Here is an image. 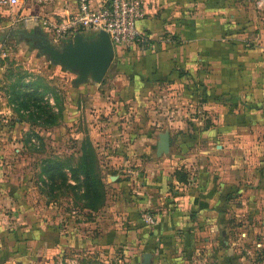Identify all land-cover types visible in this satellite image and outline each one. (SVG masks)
Here are the masks:
<instances>
[{
    "label": "crops",
    "instance_id": "0c3cea01",
    "mask_svg": "<svg viewBox=\"0 0 264 264\" xmlns=\"http://www.w3.org/2000/svg\"><path fill=\"white\" fill-rule=\"evenodd\" d=\"M262 1L261 9L257 0H143V16L135 22L141 39L114 53L128 68H114L113 85L101 101L106 109L130 103L150 110L156 101L166 114L140 122L129 146L136 169L115 180L125 193L116 191L111 245L128 264H139L145 252L150 264H248L260 246L264 257ZM74 4L0 0V59L12 53L1 44L6 37L48 39L42 21L57 19ZM2 65L0 120L6 121L19 109L15 94L23 85L2 86ZM161 119L184 133L178 146L172 132L157 129ZM162 132L169 148L156 155ZM195 142V152L174 153ZM176 170L185 173L184 181L174 178ZM25 189L0 177V264H35L30 254L49 256L57 247L77 245L47 211L31 205ZM145 210L151 225L140 219ZM244 244L246 255L239 252Z\"/></svg>",
    "mask_w": 264,
    "mask_h": 264
},
{
    "label": "rangeland",
    "instance_id": "374dc122",
    "mask_svg": "<svg viewBox=\"0 0 264 264\" xmlns=\"http://www.w3.org/2000/svg\"><path fill=\"white\" fill-rule=\"evenodd\" d=\"M255 6L262 9L263 1L257 0ZM14 36L4 37L6 42L1 43L12 52L0 59L5 75L1 85L8 88V83H19L23 85L20 87L23 95L15 99L19 107L16 115L0 120V177L23 184L31 205L47 211L51 222L57 223L66 237L74 236L77 244L57 247L49 256L30 254L29 260L35 264L39 259V264H128L123 254L111 245L115 232L113 203L117 192L125 193L123 187L115 186V180L127 179L125 169H136L129 146L133 144V135L142 128L140 122L157 114L164 115L165 109L159 108L161 104L156 101L154 108H150L151 114L149 109L134 108L130 103L108 105L106 109L101 101H105V93L113 85L110 83L116 56L99 82L89 77L77 82L76 70L53 63L41 53L38 36L30 41ZM47 40L57 50L66 41L54 44L49 37ZM29 87L36 92H31ZM178 109L183 112V108ZM157 129L172 132L176 146V139L184 135L165 119H161ZM198 148L195 142L180 149L176 147L174 153L184 155ZM87 154L92 157L87 162L92 183L89 192L82 181L81 167ZM120 174L126 177H118ZM240 251L246 255L245 244L239 246ZM262 254L261 246L255 247L250 262L264 264Z\"/></svg>",
    "mask_w": 264,
    "mask_h": 264
},
{
    "label": "built area",
    "instance_id": "2783aa9c",
    "mask_svg": "<svg viewBox=\"0 0 264 264\" xmlns=\"http://www.w3.org/2000/svg\"><path fill=\"white\" fill-rule=\"evenodd\" d=\"M142 16L143 0H75L70 11L57 19H45L42 25L54 44L76 33L104 31L113 49L125 50L141 39L135 22ZM125 170L133 174L128 168ZM140 219L146 225L153 224V216L147 210Z\"/></svg>",
    "mask_w": 264,
    "mask_h": 264
},
{
    "label": "water",
    "instance_id": "95a60500",
    "mask_svg": "<svg viewBox=\"0 0 264 264\" xmlns=\"http://www.w3.org/2000/svg\"><path fill=\"white\" fill-rule=\"evenodd\" d=\"M38 45L42 54L50 61L76 70L77 82L91 78L99 82L109 68L114 56V49L104 31L92 35L76 33L63 44L62 49L53 48L44 36H38ZM169 139L166 132L158 135L155 154L167 153ZM150 253H142L139 264H150Z\"/></svg>",
    "mask_w": 264,
    "mask_h": 264
},
{
    "label": "trees",
    "instance_id": "16d2710c",
    "mask_svg": "<svg viewBox=\"0 0 264 264\" xmlns=\"http://www.w3.org/2000/svg\"><path fill=\"white\" fill-rule=\"evenodd\" d=\"M116 51H117V53L119 52V51H121V49H119L118 47H116L115 48V53H116ZM120 60H116V63H115V65H114V68L118 71V70H127V68H128V66H125V65H122V64H120ZM123 63V62H122ZM29 85H31V84H29ZM30 88V90H31V92H36V89L34 90V89H32V87H29ZM46 88H44V90H45ZM17 93V92H16ZM22 93L20 92V93H18V94H15V97H16V99H20L21 97H22ZM85 158H86V161H85V165H83V166H81L82 167V170H83V172H84V177H83V184H84V186H85V190H86V192H89V190L91 189L90 188V186H91V177L88 175V173L91 171V169H90V165L87 163L89 160H91L92 161V157H91V155L89 156L88 154L87 155H85ZM173 176H174V178L176 179V180H181V181H184L185 180V173L184 172H182L181 170H176V171H174V173H173ZM92 193V192H91ZM116 238V237H115ZM117 239V238H116Z\"/></svg>",
    "mask_w": 264,
    "mask_h": 264
}]
</instances>
